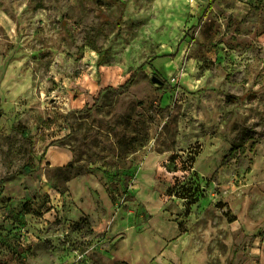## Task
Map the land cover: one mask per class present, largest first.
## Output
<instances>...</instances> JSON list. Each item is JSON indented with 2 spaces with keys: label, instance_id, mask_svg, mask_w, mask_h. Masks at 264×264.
<instances>
[{
  "label": "rangeland",
  "instance_id": "obj_1",
  "mask_svg": "<svg viewBox=\"0 0 264 264\" xmlns=\"http://www.w3.org/2000/svg\"><path fill=\"white\" fill-rule=\"evenodd\" d=\"M0 264H264V0H0Z\"/></svg>",
  "mask_w": 264,
  "mask_h": 264
},
{
  "label": "trees",
  "instance_id": "obj_2",
  "mask_svg": "<svg viewBox=\"0 0 264 264\" xmlns=\"http://www.w3.org/2000/svg\"><path fill=\"white\" fill-rule=\"evenodd\" d=\"M135 77H136V74L132 73L126 83H132L134 81ZM14 129L17 130L23 137H27V132L22 126L16 125V126H14ZM30 171H31V168L28 167V166H24L22 168V172L25 173V174L30 173ZM182 189H183L182 187L178 188L179 193L182 192ZM180 195H186V194L185 193L184 194L181 193ZM182 197L184 198L185 196H182ZM186 197H188V196H186Z\"/></svg>",
  "mask_w": 264,
  "mask_h": 264
},
{
  "label": "water",
  "instance_id": "obj_3",
  "mask_svg": "<svg viewBox=\"0 0 264 264\" xmlns=\"http://www.w3.org/2000/svg\"><path fill=\"white\" fill-rule=\"evenodd\" d=\"M152 81H153L154 83L159 84V85H162V84H163L162 81H160V80H158V79H156V78H152Z\"/></svg>",
  "mask_w": 264,
  "mask_h": 264
}]
</instances>
